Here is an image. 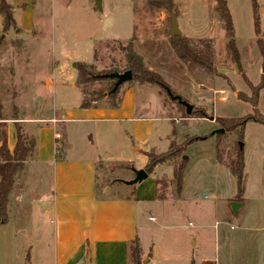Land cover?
I'll return each mask as SVG.
<instances>
[{
    "label": "rangeland",
    "instance_id": "obj_1",
    "mask_svg": "<svg viewBox=\"0 0 264 264\" xmlns=\"http://www.w3.org/2000/svg\"><path fill=\"white\" fill-rule=\"evenodd\" d=\"M3 1L11 6L15 21L4 30L0 14L3 112L10 117L15 100L23 113L33 115L36 108L42 115H50L53 109L59 113L57 91L45 89L46 76L53 82L69 85L77 79V62L91 65L98 75L121 71L128 61L125 48L133 34V49L141 55L145 66L158 75L155 83L131 79L119 86L113 98H108L107 90L114 80L102 78L86 85L76 83L81 96L90 99L97 91H104L105 97L99 98L97 104L112 106L120 101L126 89L141 85L133 97L138 104L149 103V115L164 119L165 111L158 105L162 103L173 119H180L171 142L180 144L208 136L189 144L176 159V162L186 160L180 193L172 176L175 162L166 161L154 167L156 192L163 200L148 208L142 203L138 205L137 228L143 246L153 244L161 256L177 258L195 238L197 245L191 249L196 261L217 256L219 264H264L259 229L264 225V125L246 122L242 139L238 138L239 129L235 126L237 120L252 113L250 103L242 99L254 97L261 74L264 75V60L259 53V47H264V0H226L237 61L227 51L214 0H173L171 13L150 7L145 0H101V11L95 0ZM253 3L259 15L257 35ZM172 14L176 16L180 35L193 41H210L213 54L210 72L173 54L169 43ZM166 89L203 110L205 117L187 116L184 107L168 97ZM17 115L23 117L19 108ZM215 117L234 118L233 130L218 133V138L217 134L211 135L220 128ZM36 124L22 123L21 129L35 138ZM63 126L58 125L60 132ZM239 145L244 161L241 193L229 170ZM158 147V152L147 153L158 155L166 148L162 144ZM106 151L112 157L124 155L126 162L98 163V192L107 196L130 195L131 188L123 181L134 178L136 167L144 169L147 157L140 155L133 161L114 146ZM50 181V167L37 164L33 152L8 196L7 220L0 224V264H51L52 215L44 204V197H49ZM231 202L240 203L235 214ZM218 244L220 250L216 254ZM129 263L135 264L131 256Z\"/></svg>",
    "mask_w": 264,
    "mask_h": 264
},
{
    "label": "crops",
    "instance_id": "obj_2",
    "mask_svg": "<svg viewBox=\"0 0 264 264\" xmlns=\"http://www.w3.org/2000/svg\"><path fill=\"white\" fill-rule=\"evenodd\" d=\"M45 82L48 92L57 91L55 99L60 101L57 104L59 113L53 109L50 115H42L36 108L31 115L23 113L15 100L13 105L23 116L17 120L20 126L22 123H38L35 162L50 167V193L49 197H44V204L52 215L51 264H85L87 255L90 264H128V244L136 238L147 264H201L206 260L219 264L217 256L194 260L191 248L197 245L195 238L177 258L161 256L153 244L143 246L137 228L138 205L142 203L148 208L161 202L157 198L154 173L135 185H126L131 188L130 195L107 196L99 193L96 187L98 163L111 160L126 162L124 155L112 157L106 149L114 146L133 161L140 155L145 156L144 152H158L156 150L161 144L166 148L160 152H164L170 146L180 119H173L162 103L158 105L165 111L164 119L149 115V103L143 101L138 104L133 97L134 91L141 85L126 89L115 106L99 105L96 101L89 108H81L83 97L76 81L66 85L64 82H53L46 76ZM256 109L264 117V86L258 92ZM2 113L8 118L5 120L7 146L12 151L16 141V121L3 112V104ZM72 123L79 125L72 126ZM59 124L65 125L63 132L59 131ZM55 134L59 135V139L55 138ZM136 168L143 169L140 166ZM259 229L263 245L264 225ZM219 250L218 244L215 246L216 254ZM261 259L264 262V248Z\"/></svg>",
    "mask_w": 264,
    "mask_h": 264
},
{
    "label": "trees",
    "instance_id": "obj_3",
    "mask_svg": "<svg viewBox=\"0 0 264 264\" xmlns=\"http://www.w3.org/2000/svg\"><path fill=\"white\" fill-rule=\"evenodd\" d=\"M146 3L155 9H164L168 13H171L174 8L173 0H145ZM215 1V11L218 14L222 29L224 31V35L227 39L226 47L227 51L230 52L235 61L238 60V54L234 45V32L232 27L231 16L227 7L226 0H214ZM258 8L255 3H253V13H254V29L256 35L259 33V15L257 12ZM175 11V9H174ZM0 14L3 19V29L6 30L8 27L12 26L15 21L12 16L11 6L7 4L5 1H1L0 3ZM171 26V24H170ZM134 35L132 34L130 41L126 45V52L128 61L127 64L121 71L130 70L132 73V79L136 80L140 83H155L158 75L151 70H149L145 64L143 63V59L141 55L137 54L133 49V40ZM169 43L172 49L173 54L176 58L183 62H187L190 65H198L203 69L209 71L211 69V60L213 57L212 49L209 40L199 39L193 41L190 38H187L182 35L178 36H170ZM260 56L264 60V47H259ZM75 68L77 70V79L76 83L78 85H86L93 81L101 80L103 77L102 74L98 75L93 72V68L91 65L86 63L77 62L75 63ZM262 72L264 71V62L262 65ZM210 72V71H209ZM110 73V72H109ZM264 75L261 74V79L259 82L258 90L254 94L252 99L243 98L242 100L250 103L252 107V113L245 116L239 122L236 121V125L239 129V139H242V134L244 130V126L248 121H254L264 125V117L261 116L257 109L258 102V92L263 86ZM112 87H109L107 92ZM104 91H97L95 95H92L90 99L85 98L83 96L80 107L81 108H89L94 102L98 101L99 98L104 96ZM116 91L111 94H107L108 98H113ZM167 93V92H166ZM170 93L173 94L171 91ZM85 95V93H83ZM170 98L169 94L167 93ZM171 99V98H170ZM177 104H179L176 100H173ZM181 105V104H179ZM112 106H115L113 104ZM182 106V105H181ZM183 107V106H182ZM11 119H14L15 122V145L13 150H9L7 146V132H6V122L8 119L2 113V104L0 102V224H4L7 220V204H8V196L10 191L13 188L14 180L16 176L24 169L25 164L31 159L36 140L33 137H29L27 134L23 132L21 126L17 122L19 120L17 115V109L13 107L12 109ZM185 110V109H184ZM197 114L198 117H205L203 110L194 108L191 111L190 115ZM187 115V116H190ZM215 121L220 125L225 132L233 130L235 121L234 118H223V117H215ZM219 137V134L215 136ZM208 136L197 137L193 139H189L187 141L181 142L180 144H175L173 142L170 143V147L168 150L159 153L158 155L153 153H144L147 157V162L144 166V170L151 174L154 167L159 164H162L166 161H174L172 176L176 185L177 193L181 192L182 184H183V174L186 169V160L180 159V162H176V159L182 155V152L187 148L189 144L194 142L195 140L207 139ZM219 142L216 141V156H218L219 151ZM243 153H242V145L237 147L235 157L230 162L229 170L236 178L237 191L241 193L243 190ZM157 184V180H155ZM157 198L159 200H163L157 194ZM130 256L134 258L135 264H139L140 259H142V251L140 248L139 241L136 239L132 240L128 244V264ZM191 264H194L191 262Z\"/></svg>",
    "mask_w": 264,
    "mask_h": 264
},
{
    "label": "water",
    "instance_id": "obj_4",
    "mask_svg": "<svg viewBox=\"0 0 264 264\" xmlns=\"http://www.w3.org/2000/svg\"><path fill=\"white\" fill-rule=\"evenodd\" d=\"M95 5L100 11L102 10L101 0H95ZM171 31H172V36H178L181 33L180 29L178 28V24H177L175 14H172V16H171ZM101 76L103 78H108V79L114 80L112 88L107 92L108 95L117 91L121 84L132 79V73L130 70H125L123 72L113 71L110 73L102 74ZM166 92L169 94L171 100H176L179 104H181L184 107L186 115L191 114V111L193 109L192 104L183 100L179 95H172L170 93L169 89H166ZM223 132H224V130L222 128H218V129H215L211 135L223 133ZM183 158H186V156H183ZM133 172H134V178L131 180H128V181H123L124 184L134 185V184L141 182L142 180L146 179L148 176V173L144 169H134ZM239 205H240V203H238V202H231L230 203L231 210L234 214L236 213ZM85 264H90L89 255L86 256ZM141 264H147V259L146 258L143 259Z\"/></svg>",
    "mask_w": 264,
    "mask_h": 264
},
{
    "label": "built area",
    "instance_id": "obj_5",
    "mask_svg": "<svg viewBox=\"0 0 264 264\" xmlns=\"http://www.w3.org/2000/svg\"><path fill=\"white\" fill-rule=\"evenodd\" d=\"M55 138H56V139H59V135H58V134H55ZM188 226H189V227H192L193 225H192L191 223H188Z\"/></svg>",
    "mask_w": 264,
    "mask_h": 264
}]
</instances>
